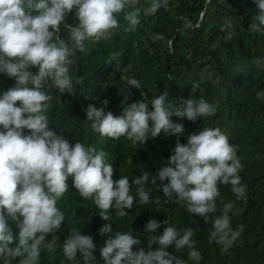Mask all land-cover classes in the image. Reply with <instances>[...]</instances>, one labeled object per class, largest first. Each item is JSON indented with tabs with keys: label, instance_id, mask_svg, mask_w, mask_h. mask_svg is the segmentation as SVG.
Listing matches in <instances>:
<instances>
[{
	"label": "clouds",
	"instance_id": "clouds-1",
	"mask_svg": "<svg viewBox=\"0 0 264 264\" xmlns=\"http://www.w3.org/2000/svg\"><path fill=\"white\" fill-rule=\"evenodd\" d=\"M168 2L150 0L144 15H154L159 8H166ZM137 3L138 0H0V73L15 78V86L0 94V260L3 264L17 262V258L18 264H39L42 249L55 250L58 238L54 233L65 220L57 201L68 191L69 178L80 197L92 200L106 221H111L108 213L113 208L119 217L128 215L125 209L133 208L135 201L131 194L133 184L139 203L144 205L150 202L145 184L159 182L158 189L163 195L171 201L175 198L187 213L204 217L205 222L213 217L209 240L221 245L223 252H229L239 240L244 228L243 225L232 227L229 215L232 203H225L221 214L214 215L220 195L218 184L230 185L237 199L246 195L239 174L243 165L236 147L219 127H204L190 134L186 143L177 139L173 154L155 175L145 172L131 183L127 176L113 179L115 169L107 162L103 150L85 147L79 141L70 144L64 135L49 127L47 113L51 105L44 85L51 81L60 92L74 93L69 71L74 52L83 51L86 40L110 41L113 30L120 27L117 16L121 13L126 22L124 30L134 31L141 17ZM254 3L257 11L248 30L264 33V0ZM73 9L78 22L65 23ZM184 20L185 27H191V21L187 17ZM61 26L67 31V40L58 35ZM226 27H231L230 20ZM153 38L163 39L160 35ZM118 56L119 53H112L106 63L113 64ZM254 63L264 65V59L258 58ZM32 67L37 71H31ZM125 83L141 88L135 77H128ZM192 87L198 89L200 84L194 83ZM167 96L165 91L151 100L142 98L131 103L125 96L119 114L89 104L86 120L100 136L112 139L123 136L135 145L146 143L161 131L179 137L184 126L173 122V115L196 121L217 111V105L203 98H187L179 107H173ZM257 97L264 99V93L258 92ZM103 104L107 105L108 101ZM163 181L167 183H160ZM155 202L159 203V199ZM11 222L16 224L15 232ZM161 223L167 225L162 234L157 233ZM111 231V224L99 229L102 235ZM144 232L151 234L145 236L147 250L131 231H116L114 236H109L100 249L104 264H187L176 254L184 249L188 250L189 260L201 259L190 227L178 230L170 220L158 222L153 218L147 221ZM50 234L52 239H46ZM153 244L158 246L155 250ZM171 245L175 246V252L166 250ZM95 247L91 235L73 228L62 251L68 261L76 260L79 253L83 264H93Z\"/></svg>",
	"mask_w": 264,
	"mask_h": 264
},
{
	"label": "trees",
	"instance_id": "trees-1",
	"mask_svg": "<svg viewBox=\"0 0 264 264\" xmlns=\"http://www.w3.org/2000/svg\"><path fill=\"white\" fill-rule=\"evenodd\" d=\"M149 4L150 0H138L141 17L134 31L124 30L126 22L121 13L117 16L120 27L113 30L110 41L86 40L84 50L74 52L69 70L74 93L60 92L51 81L44 85L51 105L47 113L49 127L64 135L70 144L79 141L85 147L103 150L107 162L115 169L113 179L127 176L130 183L145 172L155 175L173 154L177 139L186 143L190 134L204 127H219L236 147L243 165L239 174L246 195L237 199L230 185L218 184L220 195L214 215H220L224 204L231 202L232 227L243 225L244 230L229 252H223L221 245L209 240L213 217L205 222L204 217L187 213L175 198L171 201L163 195L158 189L159 182L152 184L151 181L145 184V190L150 193L148 204L139 203L133 184L131 194L135 201L133 208L125 209L128 215L119 217L113 208L108 213L111 221H106L92 200L80 197L69 178L68 191L57 201L65 220L54 233L58 238L55 250L42 249L39 264H83L79 253L73 261L63 255V243L73 228L93 237L96 245L93 264H104L100 249L116 231H131L147 250L145 236L151 234L145 233L144 228L153 218L158 222L170 220L178 230L193 229L194 247L201 259L198 262L189 260L187 249L176 253L187 264H264V99L257 97L258 92L264 93V65L254 63L258 58L264 59V33L248 30L257 11L254 0H169L166 8L161 7L154 15L145 16L144 9ZM74 12L75 9L66 16L65 23L78 22ZM185 17L191 21V27H185ZM229 20L231 27H226ZM58 35L68 39L63 26ZM156 35L163 39H154ZM114 52L119 53L118 59L107 64ZM30 70L35 72L37 68ZM128 77L138 79L141 88L127 85ZM194 83H199L200 87L193 88ZM13 86L15 78L0 73V94ZM165 91L173 107H179L187 98H203L217 105V111L215 115L196 121L173 115L172 121L184 126L179 137L161 131L146 143L135 145L123 136L119 139L100 136L86 120L85 110L89 104L119 114L125 96L131 103L142 98L151 100ZM105 100L107 105L103 104ZM148 109L152 110L151 104ZM27 132L25 129V134ZM157 199L159 203L155 202ZM105 224H111L112 231L102 235L99 229ZM166 226L161 223L157 233L162 234ZM10 227L14 232L17 230L15 222H11ZM46 239L51 240L52 235ZM157 247L152 245L153 250ZM136 248L134 246V250ZM166 250L175 252V246ZM18 260L12 264H18Z\"/></svg>",
	"mask_w": 264,
	"mask_h": 264
}]
</instances>
